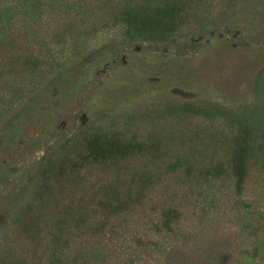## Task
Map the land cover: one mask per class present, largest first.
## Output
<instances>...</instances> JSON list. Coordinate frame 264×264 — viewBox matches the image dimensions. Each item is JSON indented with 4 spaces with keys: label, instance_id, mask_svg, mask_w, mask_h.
Here are the masks:
<instances>
[{
    "label": "trees",
    "instance_id": "16d2710c",
    "mask_svg": "<svg viewBox=\"0 0 264 264\" xmlns=\"http://www.w3.org/2000/svg\"><path fill=\"white\" fill-rule=\"evenodd\" d=\"M201 1L0 0V142L4 126L25 100L46 91L66 66L105 44L98 38V30L84 31L86 26L107 17L105 32L122 31L119 42L126 44L122 50L142 38L160 43L161 52L173 45L177 56H183L194 53L218 31ZM243 2L233 0L226 6ZM221 30L219 35L227 43L236 44L234 40L240 38L233 37L227 28ZM198 31L194 41L181 39L184 33ZM202 33L207 36L200 38ZM177 34H181L179 41ZM246 38L239 42L264 44V37ZM261 74L263 77L264 71ZM98 78L100 75L89 85ZM77 113V119L71 118L65 130L64 121L50 124L44 132L19 138L12 150L0 151V173L27 153H40L23 194L0 221V264H102V259L107 261L103 264H149L138 259L139 252L148 246L159 249L156 235L178 240L193 232L183 222L191 214L188 210L197 206L200 193L185 201L183 192L177 195L169 189V195V179L185 180L187 190L192 184L212 182L227 174L233 195L238 197L250 169L264 177L262 102L240 113L182 107L125 117V122L135 120L150 127L143 137L135 133L125 136L117 127H83V114L81 110ZM189 120L228 125V133L233 134L227 143V173L221 171L222 164L210 165L209 173H191L192 165L185 160L165 162L158 155L161 139L182 141L193 132L185 123ZM256 120L261 121L257 124ZM168 142L171 148L182 147L181 143ZM260 181L264 185V179ZM203 186L201 193L208 185ZM203 203L201 209L196 207L201 215L206 213ZM243 205L231 211L236 221L246 219L238 226L250 238L241 258H247V264H264V231Z\"/></svg>",
    "mask_w": 264,
    "mask_h": 264
},
{
    "label": "rangeland",
    "instance_id": "374dc122",
    "mask_svg": "<svg viewBox=\"0 0 264 264\" xmlns=\"http://www.w3.org/2000/svg\"><path fill=\"white\" fill-rule=\"evenodd\" d=\"M229 1L233 0L200 2L202 9L211 13L210 21L218 31L208 37L201 48L183 56H177L173 45L161 52L162 49L158 48L160 43L142 38L122 50L126 46L119 42L122 31L105 32L103 26L107 17L86 26L84 31L98 30V38L105 44L93 47L92 52L66 66L60 77L52 76L54 79L46 91L40 90L18 107L13 119L2 130L0 151L12 150L19 138L44 132L50 124L64 121L65 130L71 125V118L77 119L80 110L85 121L83 127H117V131L125 136L135 133L143 137L150 127L135 120L125 122V117L182 107H213L240 113L244 108L258 106L261 102L264 105V76L261 74L264 71V44L239 42L241 38L264 37V0H245L231 8ZM225 28L233 37H240L236 38L238 41L234 40L236 44L221 38L220 31ZM199 33H184L181 39L194 41ZM177 35L179 41L181 34ZM206 36L207 33H202L200 38ZM96 75L100 78L89 85L96 80ZM80 98L82 101L78 102ZM260 121L255 122L258 124ZM219 122L185 121L193 132L185 135L182 141L179 138L161 139L157 143L161 148L158 155L165 162L185 160L192 165L191 173H209V166L215 164H222L221 171L227 173V143L233 133H228V125ZM168 141L181 143L182 147L171 148ZM39 156V152H29L2 169L0 221L20 199ZM124 171L128 172L129 168ZM262 175L257 174L256 169H250L249 180L243 194L238 197L233 195L232 180L227 174L218 175L212 182L192 184L187 190L185 180L181 181L179 177L169 179L166 184L169 195L172 193L170 190L177 195L183 192L185 201L187 198L194 200L193 195L200 193L195 204L201 209L202 203L206 202L202 207L206 213L201 215L196 207L188 208L191 214L184 219L183 225H188L193 232L178 240L172 236L163 238L156 235L154 241L157 240L159 249L154 250L151 246L148 250L142 248L138 259L149 264H241L242 260L247 264L248 259L241 258L244 257L241 251L249 245L250 238L238 228L246 219L236 221L231 211L244 202L243 206H248L258 219V227L264 231V214H260L264 213ZM201 185L203 188L208 185L202 193ZM177 186L178 190H175ZM100 262L107 261L102 259Z\"/></svg>",
    "mask_w": 264,
    "mask_h": 264
}]
</instances>
